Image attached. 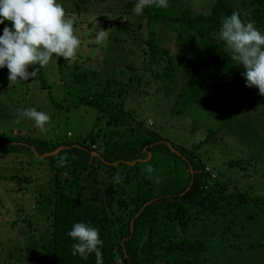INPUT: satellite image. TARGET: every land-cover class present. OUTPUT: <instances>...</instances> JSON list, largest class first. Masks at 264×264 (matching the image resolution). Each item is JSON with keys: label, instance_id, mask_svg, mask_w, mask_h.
<instances>
[{"label": "rangeland", "instance_id": "374dc122", "mask_svg": "<svg viewBox=\"0 0 264 264\" xmlns=\"http://www.w3.org/2000/svg\"><path fill=\"white\" fill-rule=\"evenodd\" d=\"M226 1L236 9L248 8L245 0ZM58 2L79 34V52L71 60L53 54L51 62L34 77L11 85L8 69L0 72V136L18 133L50 140L82 139L93 127L96 109L84 104L72 107L75 101L99 89L109 78L125 80L119 71L132 64L136 70L124 96V106L136 120L170 141L191 147L203 139L196 152L206 169L225 181L232 195L238 193V197L247 199L240 207L226 205L216 214L193 221L179 237L206 242L207 249L197 256V264H264V96L259 89L251 87L253 103L219 128L202 107L180 94L189 72L184 54L194 57L201 42L183 51L174 31L161 21L155 24L158 39L167 49L165 59L171 58L176 67L173 78L167 81L164 67L154 66L147 52L146 18L133 12L137 0ZM213 2L175 0L169 2V7L189 6L194 11L208 12ZM5 26L10 27V22L0 24V35ZM100 29L105 30L106 46L95 42ZM178 30L185 32L187 28L179 25ZM214 38L226 47L219 33ZM39 71L48 84L45 87L38 77ZM156 71H161L160 78H155ZM243 71L240 65V72ZM28 108L51 117L46 130L38 129L34 121L21 116L20 111ZM103 138L102 134L98 136L93 144L95 149L101 148ZM103 170L102 165L69 170L59 183L93 203L102 217L114 213L113 206L106 201ZM52 175L44 156L29 152L0 155V264L52 263ZM112 264H121L120 259Z\"/></svg>", "mask_w": 264, "mask_h": 264}, {"label": "trees", "instance_id": "16d2710c", "mask_svg": "<svg viewBox=\"0 0 264 264\" xmlns=\"http://www.w3.org/2000/svg\"><path fill=\"white\" fill-rule=\"evenodd\" d=\"M245 2L248 6L245 10L236 9L226 0H214L208 12L194 11L189 6L180 9L153 6L143 10L148 28L147 52L154 66L164 67L167 81L173 78L176 67L171 58L165 59L167 49L158 39L155 24L161 21L174 31L183 51L201 42L194 57L184 54L189 72L180 94L202 107L218 122L219 128L254 100V91L246 86L240 65L232 61L224 44L214 38L220 32L221 18L233 12L264 32V0ZM179 25L187 30L180 32ZM135 70L132 64L124 65L119 73L125 80L109 78L99 89L75 101L72 107L84 104L96 109L93 127L82 139L50 140L18 133L0 136V155L29 152L44 156L53 171L51 264H97L95 253L86 260L71 254L76 241L67 233L77 222L99 229L104 242L103 264H112L116 258L121 264H197V256L207 249L206 242L179 237L180 232L186 231L193 221L220 212L226 205L240 207L247 200L228 192L227 183L206 169L196 152L203 139L186 147L136 120L123 103ZM154 76L160 78L161 71ZM38 77L44 87L48 85L41 72ZM100 134L104 136L102 145L95 149L93 144ZM168 143L180 154L172 151ZM100 165L104 168L101 176L106 183V201L114 208L111 216L102 217L93 203L59 185L64 172ZM149 167L153 169L151 172ZM117 175L119 180L114 181Z\"/></svg>", "mask_w": 264, "mask_h": 264}, {"label": "clouds", "instance_id": "9594fccd", "mask_svg": "<svg viewBox=\"0 0 264 264\" xmlns=\"http://www.w3.org/2000/svg\"><path fill=\"white\" fill-rule=\"evenodd\" d=\"M153 6L167 8L169 3L168 0H137L133 12L142 15L146 7ZM5 21L11 26H5L0 35V69H8L10 85L34 77L40 68L51 62L53 54L71 60L79 52V34L58 0H0V24ZM219 38L225 43L232 61L245 69L241 75L246 86L258 88L259 94L264 96V32L233 12L221 18ZM95 42L106 46L105 30L97 32ZM36 65L39 67H34ZM30 67L34 70L29 71ZM20 114L34 121L42 131L51 120L48 114L36 108L22 109ZM152 170L149 167L148 171ZM113 179L118 181L119 176ZM67 235L76 241L71 246L73 256L86 260L95 253L97 264H103L101 247L104 242L99 229L77 222Z\"/></svg>", "mask_w": 264, "mask_h": 264}, {"label": "water", "instance_id": "95a60500", "mask_svg": "<svg viewBox=\"0 0 264 264\" xmlns=\"http://www.w3.org/2000/svg\"><path fill=\"white\" fill-rule=\"evenodd\" d=\"M168 145L170 146V149H171L172 151L176 152L177 154H180V152H179L177 149H175L174 147H172L169 143H168ZM149 156H150V153H149ZM147 202H148V201H147ZM147 202L144 203L143 206H145V205L147 204ZM142 208H143V207H142Z\"/></svg>", "mask_w": 264, "mask_h": 264}]
</instances>
